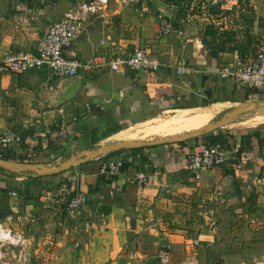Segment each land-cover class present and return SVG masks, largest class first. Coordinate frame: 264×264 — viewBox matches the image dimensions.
<instances>
[{
	"label": "crops",
	"instance_id": "1",
	"mask_svg": "<svg viewBox=\"0 0 264 264\" xmlns=\"http://www.w3.org/2000/svg\"><path fill=\"white\" fill-rule=\"evenodd\" d=\"M45 3L0 0V60L10 50L36 53L44 30L65 13L59 9L63 2L59 6L48 0ZM141 4L147 7L144 13L136 10ZM164 12V0L126 4L110 0L106 9L84 21L68 51L69 57L82 63L78 76L83 87L74 99L59 107L52 106L50 99L65 77L52 76L47 69L0 74V130L29 133L25 148L42 155L41 160L29 163L77 161L66 171L44 176L64 175L76 190L87 193V209L98 216L88 244L92 264H155L160 245L170 247L174 264H191L201 251L212 259L215 251L209 246L213 248L216 233L227 221L239 234L237 248L247 258L258 259L256 248L264 228L258 214L264 210V127L255 129L261 141L256 136L241 141V135L235 134L241 156L206 171L201 180H195L186 168L187 155L198 145L157 143L139 147V151H114L107 155H127L129 159L127 168L115 177L100 172L101 159L107 155L93 156L111 143L176 136H154L143 129L178 111L224 113L234 104L250 102L260 95L254 87L222 77L219 70L234 60L236 51L245 57L264 50V0H229L223 9H208V22L201 18L187 20L203 29L212 23L232 33L231 40L219 45L223 49L218 57L211 56L203 45V34L186 38L178 33L186 22L182 28L157 38ZM138 48L149 50L161 67L157 71L111 68V59ZM96 54L102 59L99 65H92ZM182 61L188 66V73L183 75L176 72ZM255 118L264 120V112L236 116L224 127H241ZM126 133L135 136L125 138ZM62 136L68 139L67 147L54 148L55 139ZM94 138L96 141L91 142ZM139 168L149 175L146 185L132 179L133 171ZM67 171L69 174H65ZM227 176L236 178L238 194L225 183ZM30 186L35 195L37 186ZM252 191L258 195L254 202L248 200ZM197 213L201 215L199 221ZM231 217L235 219L232 223ZM255 263L264 264L261 260Z\"/></svg>",
	"mask_w": 264,
	"mask_h": 264
},
{
	"label": "built area",
	"instance_id": "2",
	"mask_svg": "<svg viewBox=\"0 0 264 264\" xmlns=\"http://www.w3.org/2000/svg\"><path fill=\"white\" fill-rule=\"evenodd\" d=\"M123 4L138 3L140 0H120ZM110 0H78L73 7L65 12L60 19L50 23L44 30L43 35L36 47V53L23 50H10L0 60V74L2 73H27L35 69H47L52 76L74 78L78 76V69L82 63L68 56L69 49L78 37L81 25L91 17L97 16L106 9ZM229 0H164L167 11L164 12L157 33V38L169 35L174 28V20L178 10L185 11L187 20L202 19L208 22V9H223ZM140 13L147 11L143 4L136 8ZM187 11V13H186ZM183 30L179 34L183 35ZM101 54H96L91 60L92 65H99ZM109 64L114 70L125 69L130 71L150 70L157 71L161 63L146 48H138L129 55L117 56L110 60ZM178 74L188 73V66L182 61L176 67ZM224 78H231L241 84L254 87L258 93L264 95V50L254 55L242 57L237 51L234 52V60L219 70ZM60 150L68 145L67 137L55 139ZM25 139L22 134L14 129L0 130V152H13L16 155L24 154L26 162H37L42 155L37 151L25 148ZM238 146L227 148L221 145H198L186 158V168L195 180H201L203 174L215 167L221 166L236 158ZM127 155L118 157L105 156L101 159L100 172L108 177H115L125 170L128 162ZM149 175L142 169L133 171L132 179L139 185L148 183ZM16 192L12 194L15 195ZM88 204V195L83 190H76L67 199L64 211L74 214L81 211ZM24 235L14 232L12 228L0 223V248L6 243H19ZM159 264H174L169 246L160 245L157 251Z\"/></svg>",
	"mask_w": 264,
	"mask_h": 264
},
{
	"label": "rangeland",
	"instance_id": "3",
	"mask_svg": "<svg viewBox=\"0 0 264 264\" xmlns=\"http://www.w3.org/2000/svg\"><path fill=\"white\" fill-rule=\"evenodd\" d=\"M59 9L61 10L62 7ZM167 10L168 8L165 6V11ZM181 13L185 15V11L181 10ZM254 101H264V95L260 94L250 102ZM164 114L170 115L167 113L161 115ZM241 115L244 116L245 114ZM263 122L264 120L261 123ZM260 127H264V123L251 128L227 126L206 134L213 135L221 131L223 135H228ZM184 142L192 146L204 145V135L190 138ZM177 143L181 145V142ZM40 178L44 179L45 184L37 186L35 195L31 193L34 198L27 199L26 191L31 188L28 185L30 178H23L17 174L0 170V223L12 228L14 232H20L24 235L23 241L19 243H6L1 246L0 264H92V255L90 249L88 250V244L92 239L93 228L91 226L95 223L98 224V216L90 213L87 206L71 215L64 211L66 201L72 193V190L68 188V183H72L69 178L61 174L44 176L43 178L40 176ZM61 187L65 189L61 190ZM13 192H16L15 195L12 194ZM58 197L61 200L57 201ZM32 205L40 207L39 210ZM258 214L259 218L264 220V210ZM247 215L250 217L249 213ZM200 217L201 215L197 213L196 220L199 221ZM248 217H244V219L247 220ZM233 227L227 221L223 224L224 229H220V232L216 233V242L213 248L211 245L209 246L211 251H215L212 259L207 258V254L201 251L191 264H256L255 262L259 260L264 262V228L259 234L261 244L259 248H256L257 254L255 256H258V259H251L247 258L246 253L237 248L239 234ZM247 232L250 234L252 231ZM242 235L244 236V234ZM105 264H112V262L106 261ZM155 264H159L157 253Z\"/></svg>",
	"mask_w": 264,
	"mask_h": 264
},
{
	"label": "water",
	"instance_id": "4",
	"mask_svg": "<svg viewBox=\"0 0 264 264\" xmlns=\"http://www.w3.org/2000/svg\"><path fill=\"white\" fill-rule=\"evenodd\" d=\"M184 32L183 35L186 38L191 36H196L202 34L203 28L201 26H193L190 23L186 22L183 25ZM83 83L82 78L80 76H76L74 78L65 77L63 81H61L59 87L53 91L50 99V103L54 107H59L64 103L71 101L74 99L79 91L82 89ZM254 104V106L252 105ZM249 107H253V114H258L264 112V101L259 105L257 102H244L240 104L238 107L231 109L228 113H226L222 117H218L215 121L206 125L204 128L188 132L185 134H180L176 136H172L169 138L163 139H155V140H147V141H124V142H116L103 146L99 151H95L93 156H101L107 155L114 151H118L121 149L127 148H139L146 145H153L157 143H177L184 142L190 138L205 135L206 133H210L220 128H223L226 124L233 120V116L239 112H243ZM77 161L72 159L60 164H38V163H29V162H19L15 160H7L0 157V170L7 171L13 174H17L23 178H34L44 175H54L61 173L63 171L68 170L73 164ZM225 183L231 189V191L235 194H238V184L236 178L233 176H227L225 178Z\"/></svg>",
	"mask_w": 264,
	"mask_h": 264
},
{
	"label": "trees",
	"instance_id": "5",
	"mask_svg": "<svg viewBox=\"0 0 264 264\" xmlns=\"http://www.w3.org/2000/svg\"><path fill=\"white\" fill-rule=\"evenodd\" d=\"M34 1V0H33ZM47 0H43V3H41V0H35V4L38 5H42V4H46ZM51 1L53 3L54 6H59L60 2H63V10L65 12L69 11L73 5L78 1V0H48V2ZM167 1H175V0H167ZM184 22H187V18L184 14L181 13L180 10H178L176 12V16H175V20H174V28H182V25ZM202 43L203 45L209 49V53L211 54V56L213 57H218V52L223 49V47H220L219 45L223 44L225 41H229L232 39V33H230L229 31H223L222 29H220V27L216 26L215 24H207L206 27L203 29L202 32ZM222 38H225L224 41H220ZM20 132V131H19ZM247 133L243 134L244 131H238V133H230L228 135H223V133L221 131H218L216 134L213 135H204V142L205 144L208 145H221V146H225L227 148H234L236 146L238 139H236V135L240 134L241 135V141L243 140H249L252 136H256L260 139V133L258 130L255 129H250L249 131H245ZM21 133V132H20ZM23 138L25 139L26 135L29 134L28 132H22L21 133ZM236 134V135H235ZM95 138L91 140V142H95ZM186 142H181L180 144H184ZM56 149H59L58 146L54 147ZM141 148H136L133 149L135 151H139ZM60 150V149H59ZM119 152V151H118ZM107 156H111V155H107ZM236 158L234 159V161L238 160V157L241 156V150L238 149V152L236 153ZM0 157L7 159V160H15V161H19V162H26V160H28L27 156L24 154H20V155H16L13 152H7V153H1L0 152ZM129 165V163H126L124 166V169L127 168V166ZM69 174V172H65V174ZM101 180H105V177H101ZM28 185H35V186H39L41 185V178L39 177H34V178H30V180L28 181ZM68 188L70 190H72L71 195L69 196V198L75 193L76 188L74 186V184L72 183H68ZM26 195H27V199H32L34 198V195L31 194L30 190L28 189L26 191ZM257 193L256 191H252L251 194L248 196V200H252L253 202L255 201V199L257 198Z\"/></svg>",
	"mask_w": 264,
	"mask_h": 264
},
{
	"label": "bare ground",
	"instance_id": "6",
	"mask_svg": "<svg viewBox=\"0 0 264 264\" xmlns=\"http://www.w3.org/2000/svg\"><path fill=\"white\" fill-rule=\"evenodd\" d=\"M239 105L240 104H234L233 107L229 108L228 110H225V112L223 111L224 113L216 112L213 115L209 113L208 110H202V109L193 110V111L192 110L179 111L176 115L172 116L171 118L165 119L163 121H160L148 127L145 126L143 130L149 131V132L151 131L154 136H160V137H168V136H172L176 134L178 135V133L180 132L183 133L184 131L186 132V131H192L196 129L199 130V128L205 126V124H207L208 121L210 120L212 121V118H214L215 114L216 116L222 117L226 113H228L231 109H234L235 107H238ZM253 110H254L253 107H249L243 112H239L235 114L233 117H236L241 114L248 115L250 113H253ZM216 119H218V117H216ZM262 121L263 119L257 118L256 120L243 123L240 126L241 127H255L256 125L261 124ZM133 135H134L133 133H126L124 137L129 138L130 136L133 137Z\"/></svg>",
	"mask_w": 264,
	"mask_h": 264
}]
</instances>
